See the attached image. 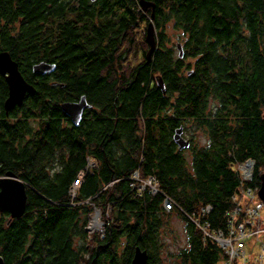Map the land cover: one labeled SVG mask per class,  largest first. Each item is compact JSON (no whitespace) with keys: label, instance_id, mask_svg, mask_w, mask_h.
<instances>
[{"label":"trees","instance_id":"obj_1","mask_svg":"<svg viewBox=\"0 0 264 264\" xmlns=\"http://www.w3.org/2000/svg\"><path fill=\"white\" fill-rule=\"evenodd\" d=\"M151 20L156 47L148 59ZM169 31L180 35L182 57ZM4 50L36 88L6 113L0 74V175L15 172L28 195L21 217L0 211L5 264H132L138 246L146 264L224 259L187 214L166 212L162 194H139L130 176L155 175L190 215L211 205L204 220L213 228L225 226L234 205L235 163L256 160L261 184L264 0H0ZM40 62L55 68L34 72ZM83 96L90 106L76 124L62 105ZM188 122L207 137L196 146L189 138L190 159L174 140ZM96 208L101 233L88 230ZM173 212L187 244L171 251L162 231Z\"/></svg>","mask_w":264,"mask_h":264},{"label":"built area","instance_id":"obj_2","mask_svg":"<svg viewBox=\"0 0 264 264\" xmlns=\"http://www.w3.org/2000/svg\"><path fill=\"white\" fill-rule=\"evenodd\" d=\"M91 165L94 163L89 159L87 169ZM235 169L239 175V188L232 195L233 207L225 212V226L219 228H213L210 222L204 220L212 209L211 205H202L198 214L190 215L161 188L155 175L143 177L140 170L136 169L130 179L139 194L146 190L153 195L162 194V207L166 212L179 208L188 215L204 238L216 242L225 256L218 264H236L239 259H242L240 264H264V200L259 195L261 184L255 183L256 160L248 158L238 161ZM84 173V170L79 172L70 188L73 196L77 194ZM247 248L251 252L257 248L256 255L249 254Z\"/></svg>","mask_w":264,"mask_h":264},{"label":"water","instance_id":"obj_3","mask_svg":"<svg viewBox=\"0 0 264 264\" xmlns=\"http://www.w3.org/2000/svg\"><path fill=\"white\" fill-rule=\"evenodd\" d=\"M144 4V0H141ZM147 42L150 45L147 57L151 55L156 47L155 25L151 20L147 26ZM179 56L184 54L181 43L177 44ZM54 66L45 62H40L34 66V72H51ZM0 74L5 78L8 84V96L4 100V109L8 113L13 107L23 104L27 94H35L36 88L29 83L19 68V63L13 59L11 54L4 50L0 51ZM157 85L165 92V84L160 76L156 77ZM90 105L83 96L76 102H67L62 105L63 110L76 123L79 124L83 112ZM174 140L178 144L179 149L188 148L191 141L183 135V127L177 128ZM27 184L15 172L7 171L4 175H0V211L8 212L11 218H18L24 215L27 206ZM260 197L264 200V173L261 175V186L259 190ZM148 253L141 247H136L132 264H146ZM0 264H5L3 257L0 255Z\"/></svg>","mask_w":264,"mask_h":264},{"label":"rangeland","instance_id":"obj_4","mask_svg":"<svg viewBox=\"0 0 264 264\" xmlns=\"http://www.w3.org/2000/svg\"><path fill=\"white\" fill-rule=\"evenodd\" d=\"M146 28L144 24L141 25L139 31L143 33L142 31ZM169 38L171 39V42H169V45H174L180 43L179 41H182L180 38V35L178 33H174L172 31H169ZM155 35H156V29H155ZM182 45V44H181ZM183 47V46H182ZM178 49H176V54L178 53ZM140 58V55L138 56ZM131 59L135 62L137 58L135 57V54L132 55ZM187 129L183 131V135L186 138H192L194 141V145H203L207 141L206 135L203 133V131H195L194 124L187 123L186 125ZM194 133V136L192 135ZM191 148H188L185 150V153L187 157L190 159L191 158ZM93 163V161H92ZM93 166V165H91ZM99 213V214H98ZM98 214L100 223L96 227H92V219L93 217ZM88 229L91 233H101L104 231V218H103V213L100 211L99 208H96L94 213L91 215L90 222ZM163 239L166 243V246L169 250L174 251L177 250L181 247H184L187 244V231H186V226L183 218L179 216L176 212H173L171 214L169 221H167L164 225L163 231H162ZM248 253L252 254L253 256L256 255L257 253V248H253V251L249 248ZM242 259L237 260L236 264H240Z\"/></svg>","mask_w":264,"mask_h":264},{"label":"bare ground","instance_id":"obj_5","mask_svg":"<svg viewBox=\"0 0 264 264\" xmlns=\"http://www.w3.org/2000/svg\"><path fill=\"white\" fill-rule=\"evenodd\" d=\"M99 214V213H98ZM96 214L92 219V227L98 226L100 223L99 215Z\"/></svg>","mask_w":264,"mask_h":264},{"label":"flooded vegetation","instance_id":"obj_6","mask_svg":"<svg viewBox=\"0 0 264 264\" xmlns=\"http://www.w3.org/2000/svg\"><path fill=\"white\" fill-rule=\"evenodd\" d=\"M88 108H89V107H88ZM86 109H87V108H86ZM86 109H85V110H86ZM85 110H84V112H85ZM84 112H83V114H84ZM185 138H186V137H185ZM187 139H189V138H187Z\"/></svg>","mask_w":264,"mask_h":264},{"label":"crops","instance_id":"obj_7","mask_svg":"<svg viewBox=\"0 0 264 264\" xmlns=\"http://www.w3.org/2000/svg\"><path fill=\"white\" fill-rule=\"evenodd\" d=\"M93 161V160H92Z\"/></svg>","mask_w":264,"mask_h":264}]
</instances>
